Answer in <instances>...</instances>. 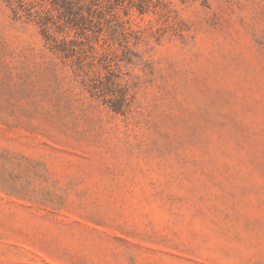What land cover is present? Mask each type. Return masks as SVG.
<instances>
[{
  "label": "rangeland",
  "instance_id": "obj_1",
  "mask_svg": "<svg viewBox=\"0 0 264 264\" xmlns=\"http://www.w3.org/2000/svg\"><path fill=\"white\" fill-rule=\"evenodd\" d=\"M148 5L120 114L0 0V264H264V0Z\"/></svg>",
  "mask_w": 264,
  "mask_h": 264
},
{
  "label": "trees",
  "instance_id": "obj_2",
  "mask_svg": "<svg viewBox=\"0 0 264 264\" xmlns=\"http://www.w3.org/2000/svg\"><path fill=\"white\" fill-rule=\"evenodd\" d=\"M186 1V0H181ZM198 1L208 7L211 0ZM14 16L25 11L40 28L50 52L62 62L70 61L74 73L86 75L87 69H103V76L83 81L91 97L101 98L111 111L123 113L126 89L114 75L117 61H129L130 29L117 9L148 11V0H4ZM73 34V36H71ZM121 48L120 55L113 45ZM118 59L114 61L112 58Z\"/></svg>",
  "mask_w": 264,
  "mask_h": 264
}]
</instances>
